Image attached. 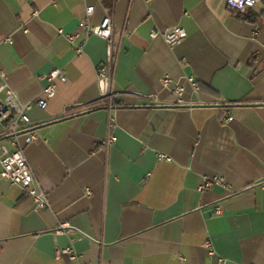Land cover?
<instances>
[{
    "label": "crops",
    "instance_id": "obj_1",
    "mask_svg": "<svg viewBox=\"0 0 264 264\" xmlns=\"http://www.w3.org/2000/svg\"><path fill=\"white\" fill-rule=\"evenodd\" d=\"M88 4L91 23L112 20L115 104L95 102L106 41L91 35L76 54L57 33L78 30ZM174 25L186 37L173 48L150 37ZM54 68L64 78L17 136L50 205L35 210L0 176V264H264V18L242 20L227 0H0L6 82L29 101ZM164 77L204 103H177ZM1 145L15 148L0 129ZM203 175L220 180L200 191ZM65 248L73 258L56 257Z\"/></svg>",
    "mask_w": 264,
    "mask_h": 264
},
{
    "label": "built area",
    "instance_id": "obj_2",
    "mask_svg": "<svg viewBox=\"0 0 264 264\" xmlns=\"http://www.w3.org/2000/svg\"><path fill=\"white\" fill-rule=\"evenodd\" d=\"M261 0H227V4L235 9H244L248 6H254ZM54 3L55 0H49ZM94 5L88 4L84 8V18L78 24V30L75 32H64L58 29L57 33L64 36L74 47L76 54H80L83 50L84 40L91 36L97 35L106 41V61L96 67V84L99 90V97L95 102L100 100H108L110 104H115L117 99L125 94L124 91L114 92L112 89V79L114 73V49L112 41V20L109 15H104L98 23H91L89 18L94 12ZM150 37L152 39H161L168 48H173L175 45L182 42L186 37V30L180 25H174L166 30H159L153 28L150 30ZM9 40V39H7ZM0 76L3 83L0 85V129L1 133L10 137L11 142L15 145L14 150L9 151L4 145L0 146V176L6 179L9 183L16 185L33 204L35 210L49 207V199L46 191L41 186L39 180L34 175L27 158L24 153L23 146L19 143L17 136L25 128L31 124L28 111L33 105L40 108L47 106L48 100L53 97L56 89V82L64 78V72L61 68H54L47 73L40 75L46 81L40 93L35 99L29 101H22L17 92L6 82L5 73L0 69ZM186 81L191 86L194 93L199 91L198 81L192 75L185 77ZM162 85L170 89L175 95L177 103H187L189 105L194 103H204V101H184L181 99V94L184 87L177 81L171 80L169 77H164L161 80ZM128 93V92H127ZM137 96H142L146 99L157 101L156 98H150V95H142L135 93ZM64 113L67 110H63ZM227 119L230 115L226 114ZM37 138V133L34 130H27L25 141L30 142ZM116 140L114 134L110 135L104 140V143L109 144ZM158 160H170V156L159 152L157 154ZM219 177L208 178L206 175L202 176V181L198 186V190L204 191L210 187L212 182L219 181ZM219 211L220 209L217 208ZM61 227L68 226V223H62ZM206 254L215 257L218 262H222L223 258L219 257L214 250L212 243L208 240L205 243ZM70 248L57 249L56 257H61L63 254L72 255Z\"/></svg>",
    "mask_w": 264,
    "mask_h": 264
},
{
    "label": "trees",
    "instance_id": "obj_3",
    "mask_svg": "<svg viewBox=\"0 0 264 264\" xmlns=\"http://www.w3.org/2000/svg\"><path fill=\"white\" fill-rule=\"evenodd\" d=\"M107 5H110V1H108ZM230 11L232 12V14H234L236 17L242 19V20H247V21H251V22H255L260 20L261 18H264V10L260 11V12H256L253 9V6H248L244 9H235L232 8L228 5ZM199 85V91L203 92V89H205V86L201 83L198 82ZM208 94L211 95H216V92L211 89L208 91Z\"/></svg>",
    "mask_w": 264,
    "mask_h": 264
}]
</instances>
